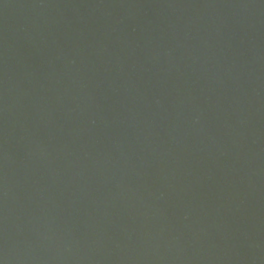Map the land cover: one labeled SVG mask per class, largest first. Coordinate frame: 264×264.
Instances as JSON below:
<instances>
[{"label":"water","instance_id":"water-1","mask_svg":"<svg viewBox=\"0 0 264 264\" xmlns=\"http://www.w3.org/2000/svg\"><path fill=\"white\" fill-rule=\"evenodd\" d=\"M0 264H264V0H0Z\"/></svg>","mask_w":264,"mask_h":264}]
</instances>
